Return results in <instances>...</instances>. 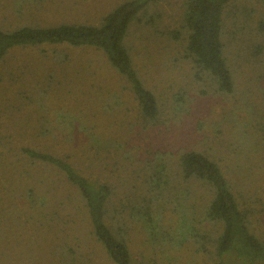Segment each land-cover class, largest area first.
<instances>
[{
  "label": "rangeland",
  "instance_id": "374dc122",
  "mask_svg": "<svg viewBox=\"0 0 264 264\" xmlns=\"http://www.w3.org/2000/svg\"><path fill=\"white\" fill-rule=\"evenodd\" d=\"M122 1L0 0V27L96 23ZM149 12L160 15L156 26L132 25L126 40L142 81L157 98L154 127L140 120L127 84L97 49L16 47L0 61V264H114L92 235L76 190L52 166L26 159L22 147L92 163L120 198L134 191V171L141 165L135 152H167L172 163L193 149L264 200V143L251 137L246 122L248 105L258 115L261 110L264 53L258 55L257 46L264 47V0H233L223 11L222 39L234 79L225 95L199 92L181 58L184 42L166 35L179 23L182 2L165 0ZM66 114L78 118L80 129L67 127ZM43 125L50 134H41ZM91 129L113 147H90ZM129 227L139 264H203L187 247L175 257L152 251L140 222L129 220Z\"/></svg>",
  "mask_w": 264,
  "mask_h": 264
},
{
  "label": "trees",
  "instance_id": "16d2710c",
  "mask_svg": "<svg viewBox=\"0 0 264 264\" xmlns=\"http://www.w3.org/2000/svg\"><path fill=\"white\" fill-rule=\"evenodd\" d=\"M162 1L165 0H124L96 23L22 25L10 30L0 27V61L16 47L67 45L97 49L127 84L140 120L147 127H154L160 116L157 98L142 81L126 39L132 25L156 26L155 17L160 15L149 10ZM180 1L179 23L166 35L184 42L181 58L190 65L191 77L200 85L199 92L232 93L233 72L222 35L223 11L233 0ZM259 23L263 32L264 21ZM257 47L258 55L263 54L264 47ZM256 52L251 54L253 60L258 56ZM258 77L261 110L258 115L248 105L246 124L253 130L251 137L264 143V72ZM64 118H71L67 127L81 125L75 116L66 114ZM41 129L42 135L51 133L46 125ZM86 134L94 149L114 145L92 129ZM20 150L32 163L55 168L76 190L92 235L114 264H139L129 246V220L140 222L152 251L160 249L161 253L175 257L187 247L203 258V264H264V200L248 185L229 177V172L203 152L183 151L172 163L167 152L147 149L144 156L135 152L141 165L134 171V191L125 192L120 198L113 182L100 172L95 173L92 163H84L80 158L72 161L48 150ZM127 155L124 151L123 156Z\"/></svg>",
  "mask_w": 264,
  "mask_h": 264
}]
</instances>
